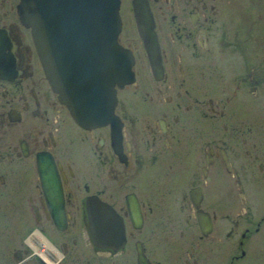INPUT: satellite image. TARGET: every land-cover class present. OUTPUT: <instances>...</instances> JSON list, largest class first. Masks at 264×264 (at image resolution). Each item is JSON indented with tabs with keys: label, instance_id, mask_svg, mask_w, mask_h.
Segmentation results:
<instances>
[{
	"label": "flooded vegetation",
	"instance_id": "obj_1",
	"mask_svg": "<svg viewBox=\"0 0 264 264\" xmlns=\"http://www.w3.org/2000/svg\"><path fill=\"white\" fill-rule=\"evenodd\" d=\"M133 1L107 36L50 14L52 52L92 81L119 46L133 60L109 115L79 126L19 0H0V264H258L245 254L264 226V0H142L159 78Z\"/></svg>",
	"mask_w": 264,
	"mask_h": 264
},
{
	"label": "water",
	"instance_id": "obj_2",
	"mask_svg": "<svg viewBox=\"0 0 264 264\" xmlns=\"http://www.w3.org/2000/svg\"><path fill=\"white\" fill-rule=\"evenodd\" d=\"M117 1L19 0L20 19L32 33L31 37L36 45L43 77L51 91L57 94L58 101L71 112L72 120L79 126L101 124L102 118L109 115L114 102L111 88L113 85L120 88L121 85H127L133 81L130 69L133 60L129 50L119 46L115 52V71L105 77L104 82L98 80L97 75L92 81L86 76L84 69L77 64L78 61L81 62L80 58H66L60 53L52 52L51 29L54 23L49 17L50 14L57 13L60 19L72 21V26L78 29L85 26L87 19L89 28L101 29L107 36L109 31L117 32L118 30ZM132 5L135 33L140 38L145 58H147V66L150 68L149 72L153 78H159L161 70L159 47L152 31V18L142 0H134ZM98 19L100 22L97 21Z\"/></svg>",
	"mask_w": 264,
	"mask_h": 264
},
{
	"label": "rangeland",
	"instance_id": "obj_3",
	"mask_svg": "<svg viewBox=\"0 0 264 264\" xmlns=\"http://www.w3.org/2000/svg\"><path fill=\"white\" fill-rule=\"evenodd\" d=\"M138 48V47H137ZM138 51H141L142 49L138 48ZM138 59L136 61L135 68L139 71L140 69L137 68L138 66ZM142 76V72L138 74V77L140 78ZM252 243L254 247L252 248V252L245 254V261L246 262H257L258 264H264V226H260L259 229L254 233V236L252 237Z\"/></svg>",
	"mask_w": 264,
	"mask_h": 264
},
{
	"label": "bare ground",
	"instance_id": "obj_4",
	"mask_svg": "<svg viewBox=\"0 0 264 264\" xmlns=\"http://www.w3.org/2000/svg\"><path fill=\"white\" fill-rule=\"evenodd\" d=\"M134 10V9H133ZM19 15V14H18ZM156 34V33H155ZM107 39V38H106ZM159 44V43H158ZM95 58V57H94ZM96 59V58H95ZM101 61V60H100ZM161 66V65H160ZM95 72V71H94ZM100 72V71H99ZM104 73V72H103ZM133 73V72H132ZM93 74V73H92ZM99 76V75H98ZM103 80V79H102ZM104 81V80H103ZM117 98V96L115 97Z\"/></svg>",
	"mask_w": 264,
	"mask_h": 264
}]
</instances>
